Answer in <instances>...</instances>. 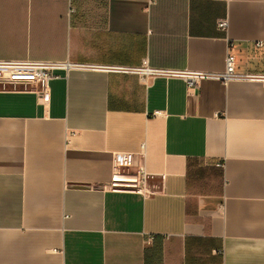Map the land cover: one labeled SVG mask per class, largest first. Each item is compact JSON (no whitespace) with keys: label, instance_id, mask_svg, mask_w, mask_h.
<instances>
[{"label":"crops","instance_id":"0c3cea01","mask_svg":"<svg viewBox=\"0 0 264 264\" xmlns=\"http://www.w3.org/2000/svg\"><path fill=\"white\" fill-rule=\"evenodd\" d=\"M0 61L86 65L0 88V264H264V0H0Z\"/></svg>","mask_w":264,"mask_h":264},{"label":"built area","instance_id":"2783aa9c","mask_svg":"<svg viewBox=\"0 0 264 264\" xmlns=\"http://www.w3.org/2000/svg\"><path fill=\"white\" fill-rule=\"evenodd\" d=\"M227 21L222 19L219 21L218 26L225 28ZM260 41H257V45H260ZM86 65L79 63H71L69 61H0V88L5 87H36L38 97L43 101H48V85L51 79L56 74L55 71L58 69L68 70L70 68L81 69ZM235 55L228 52L225 57L224 69L219 73L210 72H193L182 74L186 79L188 85H194L200 78L210 77L217 80L226 82L230 79L238 78L239 75L235 72ZM117 70L124 72H130L137 74L143 81L147 82L156 76H175L179 73L150 67L146 61L138 67H119ZM67 144L69 140L67 139ZM142 157L143 153H139ZM135 156L133 153H114L112 157V181L111 187L117 186H132L143 193H150L147 188L149 173L146 172L143 165H139L137 172L128 177L126 173L122 172L123 168L128 166ZM123 176V177H122Z\"/></svg>","mask_w":264,"mask_h":264}]
</instances>
